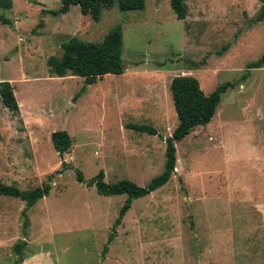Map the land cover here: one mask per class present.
<instances>
[{
	"label": "rangeland",
	"instance_id": "obj_1",
	"mask_svg": "<svg viewBox=\"0 0 264 264\" xmlns=\"http://www.w3.org/2000/svg\"><path fill=\"white\" fill-rule=\"evenodd\" d=\"M59 1L0 8L9 21L0 24V82L17 105L12 114L0 102V182L49 187L29 208L0 196V264H13L19 241V264H264V68L246 70L264 53V18L253 22L258 0H181L182 19L170 0H144L132 11L97 7L96 20L77 6L49 15ZM114 26L121 74L89 85L51 77L46 60L60 57L62 42L97 43ZM176 75L195 78L203 94L231 86L210 121L174 143L169 180L131 202L106 244L125 197L85 183L101 171L106 184L142 187L161 172L163 139L176 125L168 88ZM54 131L70 138L60 155L49 141Z\"/></svg>",
	"mask_w": 264,
	"mask_h": 264
},
{
	"label": "trees",
	"instance_id": "obj_2",
	"mask_svg": "<svg viewBox=\"0 0 264 264\" xmlns=\"http://www.w3.org/2000/svg\"><path fill=\"white\" fill-rule=\"evenodd\" d=\"M260 7L253 22H260L264 18V0H258ZM60 6L56 10L47 11L51 16L65 13L70 6H77L81 15H90L93 20L98 17L97 7L109 8L115 5L119 10L132 11L143 7L144 0H60ZM169 6L176 19L184 16V5L181 0H170ZM12 0H0V8L9 10ZM0 24L8 25L9 21L0 15ZM61 55L59 58L48 57L46 65L51 77L61 78L66 75L83 78L84 85L92 84L96 78L105 74H121L124 70L120 59L121 30L119 26L111 28L100 42L91 43L70 37L61 43ZM264 68V53L254 62L246 65V70ZM230 83L225 82L216 86L207 94L199 89L195 78L188 75H176L169 81V93L172 108L176 117V125L169 136L163 139V164L159 174L151 178L144 186L140 187L128 180H119L112 184L103 182V174L98 171L85 185L93 186L96 194L101 196L124 195V200L118 209L117 216L112 223L111 232L106 244L115 234V227L129 209L133 200L148 195L150 192L163 186L170 178L174 165V143L183 139L194 127L207 124L212 118L215 108ZM84 87L81 88V91ZM77 96V95H75ZM0 102L10 113L17 112V105L9 83L0 82ZM125 128L134 132L155 136V130L149 125L128 123ZM52 149L57 154L68 151L70 138L65 131H54L49 136ZM75 179L82 183L80 173H76ZM47 185L35 187L30 190H19L15 186L5 185L0 182V196L16 198L23 202L26 208L31 207L37 200L48 194ZM21 234L26 236L28 218L24 211L21 212ZM25 246L24 241L15 243L12 250L16 256L13 264H19L23 258L21 251ZM106 245L103 246V252Z\"/></svg>",
	"mask_w": 264,
	"mask_h": 264
}]
</instances>
